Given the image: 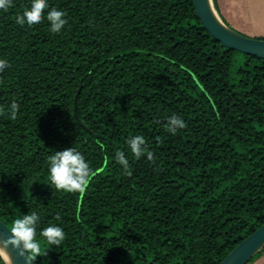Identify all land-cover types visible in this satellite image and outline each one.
Listing matches in <instances>:
<instances>
[{"label": "trees", "instance_id": "1", "mask_svg": "<svg viewBox=\"0 0 264 264\" xmlns=\"http://www.w3.org/2000/svg\"><path fill=\"white\" fill-rule=\"evenodd\" d=\"M47 2L59 32L16 22L31 0L0 7V220L38 214L31 264H220L264 224V59L222 45L193 0ZM68 147L93 170L83 191L50 180L47 157Z\"/></svg>", "mask_w": 264, "mask_h": 264}, {"label": "clouds", "instance_id": "2", "mask_svg": "<svg viewBox=\"0 0 264 264\" xmlns=\"http://www.w3.org/2000/svg\"><path fill=\"white\" fill-rule=\"evenodd\" d=\"M9 2L10 0H0V7H7ZM46 8H48V11L44 13L43 10ZM64 16L63 11L55 7H49L47 0H31L30 10L25 11L23 16H18L16 22L31 26L46 17L50 22V30L59 32L66 24ZM6 67V62L0 61V71H3ZM16 112L17 104L13 102L9 111L11 119H15ZM184 127L185 121L181 117L173 115L168 118L166 128L169 132L175 134ZM127 145L130 152L137 158L145 152L149 159L153 156V153L146 148L142 136L129 137ZM117 158L123 165L126 174L130 175L129 161L124 152H119ZM47 162L50 180L57 189L66 191H83L93 171L83 154L73 147L57 150L47 157ZM38 223L39 216L36 212L15 219L8 239L0 244V247L6 248L11 245L18 250L19 255L26 257L28 264H31L32 258L40 255L42 251L40 242L34 239ZM40 234L46 238L48 245H59L65 236L63 229L56 224H49L47 227L42 228Z\"/></svg>", "mask_w": 264, "mask_h": 264}, {"label": "water", "instance_id": "3", "mask_svg": "<svg viewBox=\"0 0 264 264\" xmlns=\"http://www.w3.org/2000/svg\"><path fill=\"white\" fill-rule=\"evenodd\" d=\"M196 12L204 27L222 45L241 53L257 56L264 59V39L245 36L223 22L218 14L213 0H193ZM78 122L87 131L91 132L76 115ZM93 133V132H91ZM10 228L0 220V242L6 241L10 235ZM264 248V224L240 242L220 264H247ZM9 262L6 264H28L26 257L19 255L18 250L11 245L5 248Z\"/></svg>", "mask_w": 264, "mask_h": 264}, {"label": "rangeland", "instance_id": "4", "mask_svg": "<svg viewBox=\"0 0 264 264\" xmlns=\"http://www.w3.org/2000/svg\"><path fill=\"white\" fill-rule=\"evenodd\" d=\"M219 11L237 32L251 38L264 39V0H239L237 5L228 8H222L219 4Z\"/></svg>", "mask_w": 264, "mask_h": 264}, {"label": "crops", "instance_id": "5", "mask_svg": "<svg viewBox=\"0 0 264 264\" xmlns=\"http://www.w3.org/2000/svg\"><path fill=\"white\" fill-rule=\"evenodd\" d=\"M220 6L223 8H228L231 5H237L239 0H218ZM252 264H264V252L263 254L258 257Z\"/></svg>", "mask_w": 264, "mask_h": 264}, {"label": "bare ground", "instance_id": "6", "mask_svg": "<svg viewBox=\"0 0 264 264\" xmlns=\"http://www.w3.org/2000/svg\"><path fill=\"white\" fill-rule=\"evenodd\" d=\"M0 244H1V242H0ZM0 251L3 254V256L5 257V259L9 262L10 259H9V256H8V253L5 249V247H0Z\"/></svg>", "mask_w": 264, "mask_h": 264}]
</instances>
